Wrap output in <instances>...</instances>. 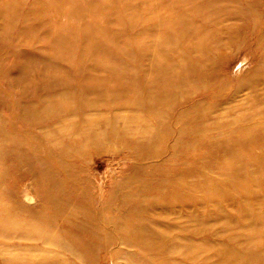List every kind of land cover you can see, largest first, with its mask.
I'll list each match as a JSON object with an SVG mask.
<instances>
[{
  "label": "rangeland",
  "instance_id": "obj_1",
  "mask_svg": "<svg viewBox=\"0 0 264 264\" xmlns=\"http://www.w3.org/2000/svg\"><path fill=\"white\" fill-rule=\"evenodd\" d=\"M33 1L0 0V264H264V0L151 10L140 54L95 0L105 60L76 22L53 48L68 27ZM164 65V90L131 80Z\"/></svg>",
  "mask_w": 264,
  "mask_h": 264
},
{
  "label": "bare ground",
  "instance_id": "obj_2",
  "mask_svg": "<svg viewBox=\"0 0 264 264\" xmlns=\"http://www.w3.org/2000/svg\"><path fill=\"white\" fill-rule=\"evenodd\" d=\"M40 1H45L46 4L38 10H35V8L33 7L28 8L27 5L22 6L23 11L20 14L22 17H26V18H38V16L39 18L42 17L43 18L42 22L47 24L48 27H49V17L58 19L60 25H67L68 30H66L64 35L63 34L56 35L55 39L53 40V48L54 47L58 48L60 46H63L66 49L68 48L70 49L71 43L73 41V37L76 36L75 33H72L73 31L72 23L76 22L77 24L81 25L80 36L83 38V53H84L83 58H89V56L92 55L93 53L95 54L96 51H98L101 54L99 58H103L104 60L109 58L108 55L109 50L105 48L102 49L97 48L94 44L90 43L89 41L90 38L93 36L91 34V31L93 29L104 28L103 25L98 23L97 21L103 20L105 24L109 23V20L107 19V15L113 10L112 6H98L95 3V0H34L33 4H36L37 2ZM119 4L121 7L120 9H122L126 14L125 19L128 20L129 25L132 27L131 41H133V44L134 42L137 43L138 53L140 54V53H144L142 50L147 45H146V41L144 39H140L138 36L139 35L138 27H137V22H139L138 18L142 17L145 20L144 22L153 23L152 21H148V14L146 13L150 12L151 10L154 13L155 9L159 8L160 16L164 17L165 24L168 26L169 29L174 30L176 28L177 22L179 20H182V18H180L181 12L179 11V7L186 5L187 1L186 0H144V1L120 0ZM211 6H212L211 1H205V2L194 1L193 3L195 13H199L201 9ZM9 8H10V1L8 4L5 5L4 10L7 12ZM16 8L20 9V5H17ZM34 10L36 11V13H34ZM24 11L25 13H23ZM33 14H36L37 16H32ZM177 16L178 18H176ZM156 18H158V16H156ZM73 19L75 20L72 22ZM212 19L216 20L213 17ZM113 22L117 26V29L109 35V39L111 41L115 40V38L119 36V30L123 24L122 19H118ZM204 24H206V22H204ZM258 40L260 42L261 38H258ZM115 47L116 50L120 49L118 46ZM13 49L14 46L11 47L9 54H12L14 57H18L19 54H22L21 53L22 50L17 51ZM117 64L118 63H113L112 66H116ZM147 71L148 73L145 71L146 75H142L141 73L139 74L138 77L135 74H133L131 80L139 81L140 87H142V85L145 86L146 84H149L150 81L160 82L161 83L160 85L162 86L163 90L168 86H172V84L170 83V81H172L169 74L170 69L167 68L166 65L162 66L159 69V71L154 72V74H151L149 72V69H147ZM182 75H185V73L182 72ZM178 77H180V74H178ZM116 80L117 79H114V82H118L120 87L125 88V85H127L125 81H120V80L116 81ZM242 246H244V243L241 245V247ZM248 248L249 246H247L246 248L242 247L241 249L247 250L248 254H251L252 251Z\"/></svg>",
  "mask_w": 264,
  "mask_h": 264
}]
</instances>
